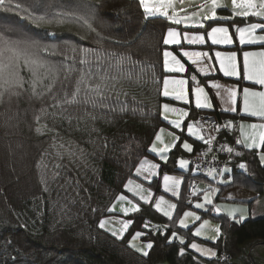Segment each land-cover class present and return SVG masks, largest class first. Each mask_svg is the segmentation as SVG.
Here are the masks:
<instances>
[{
    "label": "trees",
    "instance_id": "trees-1",
    "mask_svg": "<svg viewBox=\"0 0 264 264\" xmlns=\"http://www.w3.org/2000/svg\"><path fill=\"white\" fill-rule=\"evenodd\" d=\"M14 2L25 7L35 5L32 10L37 14L57 11L60 8L75 9L83 14L85 9L79 6L95 7L93 27L104 37L99 47L118 55L128 56L131 61L139 60L141 66L136 85L138 87L132 91L136 93L135 96L142 98L143 110L134 114L132 109L121 112L119 107L115 111L93 110L89 107L88 112L96 117L95 121L86 115L81 116L80 112H73V116L80 119L77 123V119L74 118L71 124L67 120L54 122L49 117H42L40 122H46L50 128L55 127L59 138L65 139L64 144L71 141L85 153L82 158L77 157L72 162L69 160L68 164L57 169L60 175L55 181L51 180V171L48 170L47 190L41 182V164L43 162L47 165L51 160L49 168H53L57 163L55 154L59 148L51 146L53 134L45 132L44 135H38L35 128H31L33 131H24L20 123L18 124L20 127H17L14 126V122L26 118H33L34 121L33 110L39 114L40 107H47L50 101L36 100L30 103L23 99L19 102V107L14 109L15 112L8 113L5 117L0 116V201H2L0 264H196L197 260H201L202 264H210V261L211 264H217V260L218 264H225V261L220 260L222 254L230 255L227 264H239L234 262L233 258L243 250L242 246H248L247 244L252 242H264V217H250L237 222L225 214L217 215L210 209L203 213L218 219L222 236L215 242L207 240L203 242L216 249L218 258L202 257L189 248L188 244L183 246L186 247V251L182 255L180 253L182 245L169 237L173 226H177L176 223L170 226L168 232H157L151 227L143 229L144 222L161 226L169 223L168 218L156 211L153 205L144 203L141 204L139 213L129 217L133 219L134 224L124 235L123 240H118L111 233L98 229L99 219L110 215L104 210L111 207L119 194L124 193V184L128 179L135 177V167L138 166L139 160L153 156L150 147L154 133L167 125L161 115L162 104L171 101L162 95L163 78L166 73L163 67L165 45L162 43V36L166 29L164 25L171 23L164 17H157L153 19L161 23L145 28V22L140 15L142 9L138 7L137 0H14ZM91 7L87 9L88 14H92ZM18 12L19 9L2 15L0 31L5 28L12 29L10 26L14 24L20 28V31L13 28L14 33L21 36L18 39L31 37L43 39L45 43L50 44L72 43L80 47H98L96 33L90 32L75 20L67 19L63 24H43L37 28L22 18L27 15L26 12L19 15ZM224 12L229 15L228 10ZM69 26L77 28L80 33L58 30ZM53 32L58 35H48ZM132 64L127 63L125 71L135 76L136 69L132 68ZM71 87L69 84V90ZM126 89H128L126 86L117 88L122 93ZM123 96L121 95V100ZM25 127L27 128L26 125ZM22 135L28 137L26 139L30 140L34 148L31 149V153L22 156L23 160L18 159L15 167L13 166V173H7L6 159L1 150L7 146L10 149H17L16 144H20L22 149H25L24 153H27L30 146L28 142L22 140ZM202 145L203 142L192 154L199 152ZM59 150L63 152L62 149ZM240 152L243 155L238 156L237 160L247 162L248 170H242L234 164L233 179L251 187L262 186L264 164L258 159L259 150ZM181 154L180 147L177 146L171 152L169 161L163 162L162 171H178L176 161ZM17 164L21 167H17ZM25 168H28L29 175L26 177L30 178V182L17 187ZM35 170L38 171V175ZM6 177L9 178V182L3 181ZM69 180L71 184L67 183ZM158 182L156 180L152 186L160 191ZM185 183L187 184V179ZM19 193L21 194L18 195ZM174 200L178 205L173 215L175 219L177 213L180 215L186 207L192 206L186 193V185L179 198ZM181 203L184 205L183 209ZM93 209L97 211L94 212ZM138 230L146 231L147 236L144 238L154 241L148 257L142 256L128 245L131 235ZM165 236L170 240L166 241Z\"/></svg>",
    "mask_w": 264,
    "mask_h": 264
},
{
    "label": "snow or ice",
    "instance_id": "snow-or-ice-1",
    "mask_svg": "<svg viewBox=\"0 0 264 264\" xmlns=\"http://www.w3.org/2000/svg\"><path fill=\"white\" fill-rule=\"evenodd\" d=\"M189 4L192 11L185 8V4ZM138 7L142 9L140 13L141 18L145 22V28L155 26L161 23L153 18L164 17L166 21H172L171 25L165 24L166 35L162 36V43L164 45H176L179 49H183L184 45L181 42V36L187 40L188 44L206 43L205 34L211 38L212 45H231L234 43L230 30L225 26L212 27L211 23L231 22L235 27V32L239 37V44L256 43L264 41V36H254L253 33L257 30H264V23H250L245 27L235 25L234 17H261L264 18V0H230L229 4H222L221 0H201L200 3H195V0H137ZM35 5L25 7L20 3H15L14 0H0V11L26 12L22 18L29 21L32 25L39 28L43 24H63L65 20L71 19L79 22L83 27L90 32L96 33L97 48L80 47L72 43H65L63 45L55 43H45L43 39H35L25 37L22 39H11L10 36L15 32L14 29L5 28L0 31V104L8 103L11 105L13 100L27 99L30 103L32 101H45L50 103L47 107H40L39 114L34 115V120L37 124L35 132L38 135H44L45 132L52 133V147H57V140L59 134L55 127L49 128L47 124H41L42 117H49L54 122L57 120H67L71 124L72 120L77 119L79 123L80 117H74L73 112H80L81 116H88L92 121L96 117L88 112V108L93 110L107 109L115 111L117 107L121 112L127 111V100H121V95H126L118 91L117 88L124 80L131 81L133 76L131 72L125 71L127 63H136L131 61V58L125 55H118L115 52H110L107 49L99 47L104 37L93 27L95 18V7L89 5H82L85 12L73 10H65L60 8L57 11H45L42 14H37L32 8ZM91 7L92 14H88L87 9ZM179 7L180 12L177 11ZM227 11L230 9L231 15L218 16L217 10ZM184 13V14H181ZM189 21L198 23L199 27L204 29L205 34L189 36L185 31L181 33L177 30V26L185 24ZM207 25V27H206ZM210 27V31L208 30ZM5 33H9L6 35ZM50 36H57V33H48ZM183 55L191 60L193 65H199L204 60L211 61L213 58L218 61L219 69L226 77H241L242 71L246 74L244 79L254 81L259 86H264V50L261 51H243L241 49L238 54L235 51L221 52L216 51L214 57L208 52H188L184 51ZM238 55L242 57V61L238 59ZM171 58V59H170ZM163 67L169 73H184L186 71L185 65L181 63L177 56L171 51L165 50L163 52ZM213 65L208 64L207 68L201 67L200 72H207ZM143 72V69H142ZM154 79V77H153ZM191 81L195 83V87L191 89L194 93V104L189 98V89L186 85L189 84L188 79H177L174 75H167L163 78V92L164 97H174L176 101H183L188 107L180 108L173 107L165 103L162 105V118L168 121L170 125H174L176 129L186 127L189 137H195L196 140L203 142L206 146V151L202 155H207L213 150V145L217 141V135L223 130L238 128L240 136L236 139V143L244 146L249 150H261L258 154V159L264 163V90L257 91L254 88L236 86H225L218 81H211L210 87L214 90L213 95L219 97L220 103L226 113L243 112L245 114L241 119L256 118L258 122L255 123H238L234 124L229 120L222 126L209 124L208 117H201L199 121L191 123H184V118L189 117V108L197 110H211L214 108L212 99L209 93L197 82V76L194 74L190 77ZM207 83V81H206ZM71 84V90H69ZM171 85V88H170ZM159 95V91H157ZM242 105V107H241ZM51 109V111H49ZM72 111H69V110ZM135 111V109H133ZM170 114H176L178 118L171 119ZM201 121H204L203 123ZM172 138L171 143L164 142V135ZM183 150L191 153L193 151V144L189 143L187 139L182 140L181 136L177 135L175 131H167L165 128H160L158 132L154 133V140L151 142L150 151L159 156L163 162L168 161V153L170 149H175L177 143ZM158 144L161 146L158 147ZM58 147L63 149V152L58 151L56 157L63 159L65 155L69 157L70 162L77 157L82 158L85 153L83 149H78L73 142L69 141L68 146L64 143H59ZM221 151H226L229 154L234 152L233 147H228L225 144H219ZM47 153H45L46 155ZM236 156L243 155L240 151H235ZM215 160L216 157L213 156ZM190 161L181 158L179 160L180 167L187 169ZM42 174L41 182L47 190L48 176L47 166L41 164ZM62 166L60 164L53 165L51 171V180L55 181L60 175L57 169ZM238 167L246 170L248 165L240 163ZM160 169V164L153 163L147 157L139 160L138 166L135 167V173L138 177H143V180H151L154 176L159 175L157 171ZM199 170V165H197ZM231 169L225 167L217 172L215 167L208 169V174L214 179L217 175L222 176L224 172H230ZM163 188L166 193H171L172 197H179L181 194V184L184 181V176H175L164 174L162 177ZM67 183L71 184L69 180ZM77 181V186H78ZM229 183V181H224ZM63 187V185H61ZM124 188L134 194V198L130 199L126 195H119L115 198L117 202L121 203L119 212L123 216L129 213H139L140 203L135 201V197L139 201H143L146 205L154 204L156 211L168 218L169 223L161 225H151L150 222L143 223V229L147 230L150 227L157 232H168L171 225L177 222L183 227L188 228L187 223L190 218L193 222L201 220V216L196 211H183L182 216L177 213L174 219V212L177 210V203H173L165 198V195H159L153 199L154 194L150 188H145L143 184L137 183L133 179H128L124 184ZM197 188L193 187L190 193L191 196H197ZM220 191L219 188H214L211 185L203 190V202H197L195 207L197 209H206L211 206V210L216 213L226 212L228 217L232 220H237V213L240 214L239 219H247L245 213L247 209L238 206H224L220 204H213V197ZM231 195V194H229ZM128 207L123 206L124 204ZM184 205L181 203V209ZM116 210V203H112L111 207H107L104 211L109 214H114ZM93 211H97L93 209ZM239 222V221H237ZM34 223V222H33ZM134 224L131 218H120L118 215L106 216L99 219L98 229L105 230L111 233L113 237L118 240L124 239V234L129 231ZM119 225V227H115ZM205 230L210 233L206 238L211 241H217L222 236L221 225H212L207 219L195 229V236L200 237L205 235ZM146 231H135L128 240V245L135 249L144 257L149 256V250L153 249L154 241L148 240L142 245H138L136 241L142 237H146ZM171 238H179L183 244V237H177L175 231L171 232ZM164 239L169 241L170 238L165 236ZM192 249L200 253L202 257H217L218 253L215 248L203 247L197 243L190 245ZM186 247L180 248V253L183 255ZM196 264H202L201 260H197ZM211 264V261H210ZM218 264V260H217ZM227 264V258H225Z\"/></svg>",
    "mask_w": 264,
    "mask_h": 264
},
{
    "label": "crops",
    "instance_id": "crops-1",
    "mask_svg": "<svg viewBox=\"0 0 264 264\" xmlns=\"http://www.w3.org/2000/svg\"><path fill=\"white\" fill-rule=\"evenodd\" d=\"M228 13H229V15H231L230 9L228 10ZM234 19L236 20V21L234 20L235 25L239 26V27H245L247 24H250V22L246 23L245 19H247V18L234 17ZM170 23L172 24V21H170ZM211 26L212 27H216V26L228 27L230 30V34L232 35V38L234 40V43L231 45H212L211 44V38L207 37V35L204 33V29L200 28L198 23H194V22L189 21L185 24H181V25L177 26V30L180 31L181 33L186 31L189 36H196V35L205 34L206 43L203 45L188 44L187 40H185L183 38V35H182L181 36V42L184 45L183 49H179V46H176V45H167L169 48L165 49L168 51L173 49L172 51H175L177 53L174 55L177 56V59H179L181 61V63H183L185 65V68H186V71L184 73H169L168 70L164 68V70L166 72L165 76L174 75L177 79H188L189 84L186 85V87L189 89V98L192 101V103L194 104V93L191 92V89L195 87V83L191 81L190 77L195 74L197 76V82L201 86L205 87V90L209 93V96L212 99V103L214 105V108L211 110H197V109L192 110V108H189L188 109L189 110V117L184 118L185 124L194 122L195 118L203 112L216 113V114H220V115H224V116H229L231 119H233V118L240 119V118L245 116V114L243 112H240L239 114H237V113H226L224 111V108L220 103L219 97H215L213 95L214 90L211 89V87H210L211 81H218L219 83H221L222 85H225V86H236V85H238L239 88H241V89L244 87H250V88H254L257 91H260V89L263 87V86L257 85L254 81H248V80L244 79L243 77L246 74L243 72V70H241L242 76L239 78L238 77H226V76H224L223 72L219 69L218 61L214 58L211 61L204 60L199 65H193L191 60H189L187 57H185L183 55L184 51L208 52L209 54H211L214 57V53L216 51H221V52L235 51L239 54L241 49L243 51H261V50H264V41L258 40L256 43H246L244 45L239 44L238 34L235 32V27H234L233 23H231V22L213 23V24H211ZM208 30L210 31V27H208ZM166 31L167 30L165 29L164 35H166ZM257 31H260V29H257L255 32H257ZM255 32L253 33V35L256 37L264 36V34H262V33L257 32L258 33L257 34ZM238 59L242 61V57L239 55H238ZM208 64L213 65V67L211 69H209L206 73L200 72V68L201 67L207 68ZM206 81H207V83H206ZM170 88H171V85H170ZM162 92H163V86H162ZM165 98H167L168 100H171V101H165L163 104L168 103V104L172 105L173 107H180V108L188 107L183 101H176L174 99V97H165ZM172 101H174V102H172ZM241 107H242V105H241ZM161 113H162V106H161ZM170 118L176 119L178 117L176 116V114H170ZM256 121H257L256 118L241 119L240 123H254ZM166 122H167V125H165V129H167V131H169V132L175 131L177 135L181 136L182 140L187 139L189 143L193 144V151L191 153H189L186 150H183L182 147L180 146V143L178 142L177 146L180 147V150L182 153L181 156L182 155L183 156L192 155V153L195 152L197 150L198 146L201 144V141L196 140L195 137H189V135L187 134V131H186V127H182L181 129H176L174 125H170L168 123V121H166ZM163 139H164L165 143H169V144L171 143V140H172V138L166 134L164 135ZM160 146L161 145L158 144V147H160ZM173 150L174 149H170V151L168 153V161L170 159V154ZM243 150H249V149H246L244 147ZM253 150H256V149H253ZM152 154H153V156L147 157V158L149 160H151L153 163L160 164V169L157 170L159 172V175L154 176L151 180L145 181V180H143V177H138L135 173V177H133L131 179L135 180L137 183L143 184L145 188H150L154 194L153 199L158 197L157 189L152 186V183H154L156 180L159 181L158 185H159V189L161 190V192H163L164 194H166L168 196L171 195V193H166L164 191L163 180H162V177L164 174L175 175V176H184V181L181 184V192L183 190H185V185H186L185 181H186L187 177L190 176V172L185 173V171H182L177 167V164H179V158L176 161V167L178 168V171H168V170L162 171L163 161H161L159 159V156L157 154H155V153H152ZM263 187H264V184L262 186L259 185V187L258 186L251 187V186L246 185L245 183H238L232 178V180L229 183L222 185V188L220 190V193H219L217 199L219 197H221V195H223L222 198L234 199V200H239V201H243V202H249L251 204L252 202L256 201L260 197V195L263 191ZM121 194L128 196L130 199L134 198V194L129 192L128 189H126V188H125L124 193H121ZM121 194H119V195H121ZM229 194H231V195H229ZM188 195L190 196V194H188ZM174 198L177 199L179 197H174ZM135 201L140 203V208H141V204L144 202L139 201L138 197H135ZM113 203H116V210H115L114 214H110L109 216L118 215V216H120V218H129L130 216L135 214V213H129L126 217L123 216V214L119 212V209L121 207V203L117 202L116 200ZM152 205L154 206V204H152ZM123 206L128 207L129 205H127L125 203ZM221 214H224V213H221ZM217 215H219V214H217ZM225 215H227V214H225ZM256 217H264V215H258ZM256 217H253V218H256ZM115 227H119V225H116ZM199 238H201L202 240H207V239H204L202 237H199ZM207 241H211V240H207ZM259 244H262V246L264 247V242H254V243L252 242L251 244H247L248 246H245L249 252L255 253L256 260L264 259V256H262L258 250L257 246ZM260 251L264 252V249H260ZM251 263L252 264H264V261L260 262V263L258 261H253Z\"/></svg>",
    "mask_w": 264,
    "mask_h": 264
},
{
    "label": "rangeland",
    "instance_id": "rangeland-1",
    "mask_svg": "<svg viewBox=\"0 0 264 264\" xmlns=\"http://www.w3.org/2000/svg\"><path fill=\"white\" fill-rule=\"evenodd\" d=\"M201 2V0H195V3H200ZM221 3L222 4H229L230 5V0H221ZM185 8L186 9H188V11L190 12V11H192V9H191V7H190V5L189 4H185ZM177 11L178 12H180V9H179V7L177 8ZM10 12H4V11H0V24H1V19H2V15L3 14H5V15H7V14H9ZM181 14H184V13H181ZM217 14H218V16H220V15H227L224 11H219V9L217 10ZM247 21H246V23H264V18H261V17H249V18H247L246 19ZM190 22H192V21H190ZM51 25V24H50ZM12 29L13 28H17L14 24L13 25H11L10 26ZM50 27H52V26H50ZM72 26H69V27H67L66 29H58V30H62V31H65V30H69V31H75V32H77V33H80L79 32V30H77V28L75 29V28H71ZM17 29H19V31H20V28H17ZM258 33H262V34H264V30H260V31H257ZM257 32H255V33H257ZM257 33V34H258ZM6 34V33H5ZM9 34V33H8ZM10 37H12L13 39H18V38H20L21 36L18 34V33H13V34H11V36ZM151 41V40H150ZM149 44V43H148ZM148 46V45H147ZM167 48H169L168 46H164V51H165V49H167ZM172 49V48H171ZM173 50V49H172ZM172 50H170L173 54H177L175 51H172ZM134 56H136V54H134ZM133 62H135V61H133ZM141 65L139 64V60H136V63H133L132 64V68L133 69H136L134 72H135V76H133V78H132V80L131 81H129V80H124V81H122L121 82V84L119 85V86H122V87H128V89H126L125 90V92L124 93H126V95H124L123 96V100H127V109H135V111H133V113L134 114H137L138 112H140L141 110H143V101H142V98H140V97H138V96H135L136 95V93H134L133 91H132V89H134V90H136L137 89V87L138 86H136L137 85V81L139 80V67H140ZM133 74V73H132ZM139 74V75H138ZM138 75V76H137ZM260 90H264V86L260 89ZM23 101V99H20L19 101H16V100H13V102L11 103V105H9L8 103H4V104H0V116H2V117H5L6 116V114H8V113H12V112H15V108L18 106L19 107V102H22ZM130 105V106H129ZM25 108H27V106L25 107ZM33 113L36 115V113H35V111L33 110ZM211 114H215V115H218V114H216V113H211ZM219 116V115H218ZM222 117H227V116H224V115H222ZM238 121V123H240L241 122V118L240 119H237ZM35 121V120H34ZM34 121H33V118H26V119H24V120H22V121H20V122H18V121H16V122H14V126H17V127H20V126H18V124L20 123V125H21V127L23 128V130L24 131H33L31 128H36V126H37V124L36 125H34ZM256 122H258V121H256ZM41 124H47L46 122H40ZM255 123V122H254ZM4 124V123H3ZM8 125V124H7ZM25 125L27 126V128L25 127ZM50 128V127H49ZM162 128V127H161ZM163 128H165V126H163ZM26 133V132H25ZM26 136H28V135H26ZM22 137H23V139L22 140H24V141H26V142H28L29 143V146H30V150L29 151H27V153H24V150L25 149H22V146L20 145V144H16V148L17 149H10L9 148V146H7V147H5L3 150H1V153H2V155H3V157L6 159V166H7V173H11L12 172V170H13V166L16 164V162H18V159H21V160H23L24 159V157H22V156H24V155H26V154H29V153H31V149L32 148H34V145H32L31 144V142H30V140L28 141L26 138H28V137H25V136H23L22 135ZM64 141H65V139L64 138H59V141H58V144L59 143H64ZM68 146V143L67 144H65V147H67ZM58 147V146H57ZM59 148V147H58ZM20 149H22V150H20ZM60 149V148H59ZM58 149V151H60V152H62L61 150H59ZM63 150V149H62ZM262 150H264V149H262ZM56 151H57V149H56ZM57 151V152H58ZM259 151H261V150H259ZM56 152V153H57ZM55 156H56V154H55ZM179 158V160L181 159V158H183V159H187V160H189L188 158H189V156H179L178 157ZM50 161L51 160H49L48 161V164L46 165L47 166V170H49V171H52L53 170V168H49V163H50ZM57 163H55V164H60L61 166H64V165H66V164H68L69 163V157L67 156V155H65L64 157H63V159H58L57 158V161H56ZM7 164H9V166L7 165ZM15 167V166H14ZM17 167H21V165L20 164H17ZM177 167L180 169V170H182V171H185V173H187V172H190L191 173V166H190V163H189V166H188V168L187 169H183V168H181L180 167V164H177ZM233 168H234V166H233ZM231 169V168H230ZM28 168H25V172H24V174H22V178L19 180V184H17V187H22V186H24L25 185V183H27V182H30L29 181V177H26L27 175H29L28 174ZM27 172V173H26ZM35 172L37 173V175H38V171L37 170H35ZM60 172V171H59ZM13 173V172H12ZM183 174V173H182ZM36 177V176H35ZM34 178V177H33ZM232 178H233V170L231 169V171L230 172H224L223 173V175L222 176H220V175H217L216 177H215V179L212 177V176H208V178H201V185L197 188L198 190H200V191H198V194H197V196H189V201L190 202H192V206H189V207H186L185 208V210L184 211H196L197 212V214L198 215H200L201 216V220L200 221H197V222H193L190 218L188 219V221H187V223H188V225H189V227L188 228H183L180 224H179V222H178V219H177V222H176V225L177 226H173V230L172 231H175L176 233H177V237H183V244H181V241H180V239L179 238H175V240H177L181 245H182V247L184 246V245H186V244H188V246H189V248H191L190 247V245L192 244V243H197V244H199V245H201V246H203V247H212L211 245H209V244H207V243H203V240L201 239V238H199V237H196L195 236V229L197 228V227H199L200 226V224L201 223H203V220H205V219H207V220H209L210 222H211V224L212 225H215V224H220L219 223V221H218V219L217 218H215V217H213V216H210V215H205L203 212H206V211H208V210H210L211 209V206H208L206 209H197L196 207H195V205H196V203L197 202H203V190L204 189H207L208 187H209V185H211L212 187H214V188H219L220 190H221V188H222V185L223 184H226V183H224V181H231L232 180ZM8 177H6V178H3V181L4 182H9L8 181ZM34 182H35V180H34ZM219 193H220V191L218 192V193H216L215 194V196L213 197V204L215 205V204H220V205H224V206H238V207H240V208H244V209H247V212L245 213V216H247V218H250V217H256V216H258V215H264V187H263V191H262V193H261V195H260V197L256 200V201H254V202H252L251 204L249 203V202H243V201H239V200H234V199H226V198H222L223 197V195H221V197H219L218 199H217V197H218V195H219ZM21 193H19L18 195H20ZM157 194H158V196L161 194V195H165V198L166 199H168V200H170L171 202H173V203H175L174 201V197H172V195H166V194H164L163 192H161V190L160 191H158L157 192ZM188 194V193H187ZM6 196V195H5ZM4 196V197H5ZM6 199V198H5ZM2 201H0V203H1ZM213 213H215V214H218V213H216V212H214V211H212ZM222 213H224V214H227L226 212H222ZM174 214H175V212H174ZM173 214V215H174ZM182 214H183V212L180 214V216H182ZM219 214H221V213H219ZM239 217H240V214L239 213H237V220L236 221H242V220H240L239 219ZM184 230V231H183ZM138 231H141V230H138ZM188 232H190V234L188 233ZM208 235H210V233H208L206 230H205V235H203V236H200V237H202V238H204V239H207L206 237L208 236ZM169 237H171V232L169 233ZM131 239V238H130ZM129 239V240H130ZM202 241H201V240ZM149 239H145L144 237H142V238H140V239H138L137 241H136V243L138 244V245H142V244H144V243H146L147 241H148ZM151 240V239H150ZM208 240V239H207ZM212 242H215V241H212ZM243 247V250L242 251H240L239 253H238V255L237 256H235L234 258H233V261L234 262H237V263H239V264H252L251 262H253V261H258L259 263L260 262H263L264 261V259H260V260H256V257H255V253L253 252V253H251V252H249L248 251V249L245 247V245L244 246H242ZM258 250H259V252H260V254L262 255V256H264V252H262V251H260V249H264V247L262 246V244H259L258 246ZM213 248V247H212ZM192 249V248H191ZM195 250V249H194ZM149 252H150V250H149Z\"/></svg>",
    "mask_w": 264,
    "mask_h": 264
},
{
    "label": "built area",
    "instance_id": "built-area-1",
    "mask_svg": "<svg viewBox=\"0 0 264 264\" xmlns=\"http://www.w3.org/2000/svg\"><path fill=\"white\" fill-rule=\"evenodd\" d=\"M246 20V19H245ZM247 21V20H246ZM201 117H208L210 118L207 123L209 124H215V125H223L225 122L231 120L227 117H220L215 114H211L208 112H203L199 114L195 121H199ZM232 121V120H231ZM202 123L204 121H201ZM234 124H238V122L233 121ZM217 135V141L213 145V150L211 152H208L207 155H202L206 151V146L203 144L196 154H192L189 156L190 166H191V173L190 176L187 178V184H186V191L188 194L191 193L192 188H198L201 185V178H208V169L210 167H215L217 169V172H220L225 165H227L228 168H233L232 166L234 164L239 165L240 163H246L247 162H238L237 158L238 156L235 155V151H240L244 149V146L239 145L236 143V139L239 138L240 133L238 131V128L229 129V130H223L221 133L216 134ZM219 144H225L228 147H233L234 152L232 154L227 153L226 151H221L219 149ZM213 156L216 157V159H213ZM197 165H199V170H197ZM248 170V167L246 171ZM225 258L229 259V254H222L220 257L221 261H225Z\"/></svg>",
    "mask_w": 264,
    "mask_h": 264
},
{
    "label": "bare ground",
    "instance_id": "bare-ground-1",
    "mask_svg": "<svg viewBox=\"0 0 264 264\" xmlns=\"http://www.w3.org/2000/svg\"><path fill=\"white\" fill-rule=\"evenodd\" d=\"M227 118H228V117H227ZM231 120H232V121H235V122H237V121H238L237 119H234V120H233V119H231Z\"/></svg>",
    "mask_w": 264,
    "mask_h": 264
},
{
    "label": "clouds",
    "instance_id": "clouds-1",
    "mask_svg": "<svg viewBox=\"0 0 264 264\" xmlns=\"http://www.w3.org/2000/svg\"><path fill=\"white\" fill-rule=\"evenodd\" d=\"M188 178V177H187ZM204 178H206V177H204ZM187 192V191H186Z\"/></svg>",
    "mask_w": 264,
    "mask_h": 264
}]
</instances>
